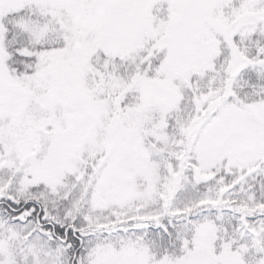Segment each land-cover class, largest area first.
<instances>
[{"label":"snow or ice","instance_id":"6c2138e0","mask_svg":"<svg viewBox=\"0 0 264 264\" xmlns=\"http://www.w3.org/2000/svg\"><path fill=\"white\" fill-rule=\"evenodd\" d=\"M0 264H264V0H0Z\"/></svg>","mask_w":264,"mask_h":264}]
</instances>
